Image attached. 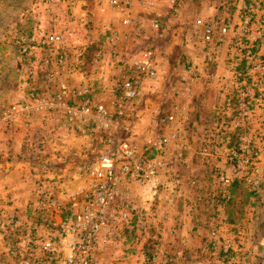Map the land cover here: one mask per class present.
<instances>
[{
  "label": "rangeland",
  "instance_id": "374dc122",
  "mask_svg": "<svg viewBox=\"0 0 264 264\" xmlns=\"http://www.w3.org/2000/svg\"><path fill=\"white\" fill-rule=\"evenodd\" d=\"M61 1H65V10L71 15L76 1L80 0ZM53 2V0H0V113L2 112L0 119L7 123L13 121L16 124L14 127H19L14 130L9 126L8 129L1 127V134L4 137L9 136L10 140L24 142L25 146L22 149H15V152L19 151L15 155L17 156L15 166H18L20 171L23 164L19 162L23 160L28 162L27 179L30 186H33L31 195L26 198L27 202H22L25 203L22 206L12 208L15 196L12 197L10 194L0 196V264H64V252H59L53 255L55 258L49 259V253L42 247L43 239L55 232L52 231V226L47 224V220L60 222L64 215L63 210L57 207L60 204L58 199L54 198L52 193L41 191L39 185L45 182L47 175L53 174L58 165V171H62V174H66L63 170L67 174L71 172L69 175L74 174V177L65 181L66 185L73 186L79 175L82 176L79 163L84 158L95 157L99 150L101 133L95 130L84 132L83 128L72 130L71 127L60 131L57 126L43 129V118L54 121L56 118L54 113H59L58 119L61 118L70 124L69 117L63 111L45 109L37 113L32 110L38 97H56L62 83L71 88L62 77L65 72L63 68L69 63L74 64L72 55L66 51L68 47H72L69 29L66 27L61 30L54 29L53 22L48 19L38 21L40 12L45 11L47 16L48 10L51 11L53 8ZM218 12L220 14L201 21L207 24L219 21L222 26L227 27L226 32L222 33L215 29L211 40H207L205 27H201L204 30V50L208 66L215 63L222 65L218 61L224 62L223 66L226 68L219 77H229L222 85L225 96L217 109L216 120L210 126L215 127L212 139L223 140L222 144L225 147L220 151L226 156L232 173L224 180L221 179V185L219 182V188L214 195V202L208 203L220 205L221 198L223 204L230 203L232 200L230 186L237 180L242 183L244 192L248 194V199L251 196V200L243 203L245 214L234 227L226 224V218L221 222L214 214L217 218L215 222L201 227L202 229L198 230L201 233L196 234L201 240L200 248L197 251L194 249L193 236L191 239L193 243L184 245V252L188 253V262L183 264H264V0H232L230 6L225 4ZM83 23L87 34L88 24ZM29 29L36 30L30 33ZM54 33H62L65 36L64 42H50L49 35ZM25 48L27 52L23 51ZM63 54L66 62L60 66L58 60ZM68 69L67 72H71L73 67L69 65ZM85 70L87 69L84 67L76 69L82 73ZM121 73L122 69L119 76ZM210 75L218 76V73L212 72ZM70 100H67V105H70ZM172 105L163 108L164 113L171 109ZM176 116L173 125L183 120ZM187 119L188 117L186 121ZM173 125L169 128H173ZM127 131H123V138L138 143L133 138V133ZM151 136L153 139V132ZM58 138L63 141L57 142ZM66 141L81 144L80 147L88 143L89 150L77 159V154L72 153L75 152L74 148L58 149L60 147L56 146L57 143L66 146ZM1 142L0 153L3 152ZM77 147V150L81 151L79 146ZM178 159L182 158L178 156ZM56 161L58 164L54 165ZM82 180L81 177L78 184ZM162 181L158 173L157 188L151 183L133 184L148 185L150 188L146 190L147 196L142 203L135 200L131 185L134 210L126 223V228L120 229L117 238L108 244H97L96 255L100 249L111 248L113 264L117 259L118 264H167L164 254L162 255V244L155 243L165 232L163 228H157L153 221V204L159 202L162 204L159 207L164 208L167 201L169 203L175 198L173 202L178 206L176 200L180 193L175 188L171 192ZM165 189L168 194L161 195ZM71 190L73 187H69L65 193ZM190 200L186 198L187 205H194L195 202L191 204ZM159 207L155 206V209ZM195 229L191 231L194 232ZM98 261L102 264L99 259Z\"/></svg>",
  "mask_w": 264,
  "mask_h": 264
},
{
  "label": "crops",
  "instance_id": "0c3cea01",
  "mask_svg": "<svg viewBox=\"0 0 264 264\" xmlns=\"http://www.w3.org/2000/svg\"><path fill=\"white\" fill-rule=\"evenodd\" d=\"M53 1L51 11L48 10L47 16L45 11L40 12L38 21L48 19L53 22L54 29H69L72 47H68L66 51L72 55L74 64L64 66L62 77L74 91L84 94V97L94 102L111 107L115 99L114 87L120 80L119 74L124 68V63L134 62L140 58L142 51L153 48L159 77V93L151 97L146 89L144 97L137 101V106L133 108L130 119L125 121V130L133 133V138L141 146H153V159L158 165L162 184L171 192L175 188L180 193L176 200L178 206L173 202L175 198L169 203L167 201L164 208L159 207L162 206L159 202L153 204V221L157 228H163L165 232L155 243L162 244V255L164 254L167 264L188 262L184 245L193 243V236L194 249L197 251L200 248L201 240L196 234L201 232L198 230L215 222V216H218L221 222L226 218V224L234 227L245 214L243 203L251 200V196L248 199V194L244 192L242 183L237 180L230 186V203L223 204L222 198L220 205L208 203L214 202L221 179L224 180L232 173L226 156L220 151L225 147L223 140L212 139L215 127L210 126L216 120L217 109L225 96L222 85L229 77H219L225 71L224 62L218 61L222 65L215 63L208 66L204 50V30L197 22L220 14L218 11H221L225 4L230 6L232 0H130L131 4L126 8L113 7L110 0H80L76 1L71 15L65 10V1ZM174 1L180 2L178 10L175 9L174 4L177 2ZM83 22L88 24L87 34ZM29 30L33 33L36 29ZM69 65L73 67L72 73L67 72ZM79 67L87 70L84 73L78 72L76 69ZM212 72L218 73V76L210 75ZM77 101L79 98H73L69 102L74 104ZM169 104L181 108L177 115L183 120L176 125L172 123L173 128L163 130L160 120L164 115L163 108L166 109ZM172 107L167 111L173 112ZM54 114V121L43 118V129L55 126L59 127L60 131L69 127L75 129L61 118L58 119L59 113ZM0 116L2 117V112ZM15 125L13 121L7 123L0 119V141L3 148L0 153V196H15L12 208L24 205L22 202L26 201L33 190L27 179L28 162H19L23 164L20 171L19 167L15 166V155L19 152H15V149H22L24 142L10 140L9 136L4 137L1 134V127L8 129L9 126L12 130L19 128L14 127ZM20 127L24 129L22 124ZM82 128L85 129L84 132L88 130ZM152 132L153 139L150 137ZM174 133H177V137L172 136ZM161 136L169 137L167 145H160ZM56 141L63 139L58 138ZM70 141H66L67 147L61 143L56 146L60 147L58 149L74 148L75 152L72 153L77 154V159L89 150L88 143L80 147L81 144L68 143ZM77 146L81 151L77 150ZM179 155H183L182 159H178ZM56 164L57 161L54 162V165ZM61 172L58 171L57 165L53 174L47 175L45 182H41L39 187L45 193H52L59 203H66L68 197L65 192L81 181V175L78 180L75 179L77 182L72 186L66 185L65 181L74 177V174L69 175L71 172L67 174L64 170L66 174ZM178 182L182 184L178 185ZM148 188V185H133L132 192L138 203L144 202ZM164 193L168 194L166 189L161 195ZM186 198L191 199V204L194 201V205H187ZM155 206L159 209H155ZM192 229H195L194 232ZM97 254L102 264H113L111 248L100 249ZM117 261H114V264H118Z\"/></svg>",
  "mask_w": 264,
  "mask_h": 264
},
{
  "label": "built area",
  "instance_id": "2783aa9c",
  "mask_svg": "<svg viewBox=\"0 0 264 264\" xmlns=\"http://www.w3.org/2000/svg\"><path fill=\"white\" fill-rule=\"evenodd\" d=\"M110 4L126 8L131 2L110 0ZM174 6L178 10L180 2ZM197 24L205 27L207 40H211L215 29L222 33L227 31V27L222 26L219 21L207 24L200 20ZM48 39L53 43H63L65 36L54 33ZM23 51L27 52V48ZM154 58L155 52L153 48H149L142 51L139 59L124 63L120 80L115 85V99L111 107L84 97V94L64 83L60 85L56 97L36 99L33 112L45 109L63 111L75 129L85 127L101 133L96 156L84 158L79 163L82 182L67 192L66 203L57 205L63 210L64 218L60 222L47 220L52 231L55 230L54 234L42 241L49 259L64 252V264H100L95 254L96 245L108 244L117 238L119 230L126 228L134 210L131 185L151 183L157 188L159 169L153 159V146H141L122 135L126 129L125 121L130 119L136 102L144 97L146 89L151 97L159 93V77ZM65 62V55H60L58 64L63 66ZM73 98H79V101L67 105V100ZM172 111L163 113L162 129L175 123L181 108L175 105ZM176 135L174 133L172 136ZM168 143L169 137L161 136L160 145Z\"/></svg>",
  "mask_w": 264,
  "mask_h": 264
}]
</instances>
